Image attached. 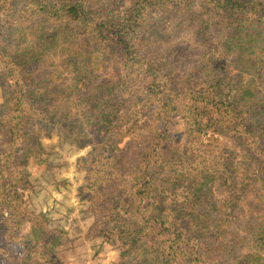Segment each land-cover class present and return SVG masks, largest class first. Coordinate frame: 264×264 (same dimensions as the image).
Here are the masks:
<instances>
[{
    "label": "trees",
    "instance_id": "obj_1",
    "mask_svg": "<svg viewBox=\"0 0 264 264\" xmlns=\"http://www.w3.org/2000/svg\"><path fill=\"white\" fill-rule=\"evenodd\" d=\"M187 2L212 11L201 43L209 26L218 33L240 21H264V0H119L100 12L89 10V0H0V219L23 249L22 260L9 264H56V253L64 252L58 245L69 233L59 221L54 225V213L40 202L49 185L69 187L57 176L67 164V139L71 152L90 146L73 162L84 175L76 189L93 219L77 234L122 245L115 264H229L237 226L249 219L264 245L263 91L244 69L229 74L232 67H223L220 57L242 39L211 48L210 67L195 69L184 85L171 73L172 60L161 66L142 51H150L140 42L152 11L168 14ZM174 16L165 25H175ZM27 21L56 35L29 33L22 27ZM259 52L258 76L264 42ZM52 53L59 55L53 66ZM181 58L175 56L177 63ZM66 62L83 75L79 88L68 84L66 91L58 84L57 66ZM172 131L183 136L181 144L171 141ZM222 136L247 138L249 152L240 167L209 153L207 143ZM218 193L229 210L217 205ZM145 199L149 213L142 209ZM254 206L258 215L232 226L252 215ZM236 264H264V257L252 253Z\"/></svg>",
    "mask_w": 264,
    "mask_h": 264
},
{
    "label": "rangeland",
    "instance_id": "obj_2",
    "mask_svg": "<svg viewBox=\"0 0 264 264\" xmlns=\"http://www.w3.org/2000/svg\"><path fill=\"white\" fill-rule=\"evenodd\" d=\"M117 1L119 0H89L88 6L89 10L93 12L110 11L112 5L115 6ZM184 5L185 6L178 8L177 11H173L168 14L164 13V15L162 9H154L152 11L147 18L149 24L146 26L147 20L143 24V28L145 26L146 28L142 31L144 39L140 42L141 44L143 43L142 47H146V49L147 45H149L148 49L150 51H146L145 49H142V51L150 57L156 59L158 64L161 66L165 63V61L169 59L172 60V64L169 67L172 70L171 73L173 74L176 71L180 84L184 85V81L187 76L190 79L196 75L193 72L195 69L210 67L212 64L210 53L211 48L221 45L224 41L230 42L232 40L238 41V39H242L241 42L239 41V45L235 43V46L230 52L220 55L225 62L223 67L231 66L232 68L229 72L231 75L241 69H244L246 75L254 76L258 80L259 85L255 86L257 89H262L263 91L259 96L262 98L261 100L263 102L262 105L260 103L261 108L264 109V70L260 72V76L263 77V79H260L261 77L258 76L259 70H257L261 67L258 61L260 57L259 54L261 52H259V49L262 47V43L264 42V21H240L237 24L230 25L222 30L220 29L218 33H215V29L212 26H209L208 32H206L210 34L209 38H206V42L201 43L200 41L203 40V36H205V23L210 21L212 11L205 3L194 4L192 2H187ZM174 14V18H176L175 25H165V22ZM34 23L35 22L27 21L22 27L29 33L41 31L44 36L46 35L51 39H53L56 35L47 25L43 28L41 25ZM15 27L16 26L13 27V30ZM253 35V40L248 39L244 41L245 38ZM65 39L66 38L59 42V47L67 42ZM13 43L18 46L16 41H13ZM177 43H182V47H180V45H176ZM180 55L182 58L177 63L175 56ZM57 57H59V55H54L52 53V56L49 58V61L54 60L52 66L54 64H58L56 60ZM95 59L96 58H93L94 61ZM237 59H241L243 64L245 63V66ZM60 65L61 67L59 65L57 66L59 73V79L57 80L58 84L60 83L64 90H66L64 87L68 84H72L74 87L79 88L81 79L78 80L77 77L81 76L82 78L83 75L78 74L75 67L69 62ZM261 65L264 67V63ZM93 67L97 68V64H94ZM49 68H51V65ZM88 69H91L88 71L89 73L97 72H91L93 68ZM104 69L105 67L101 66V70ZM187 73H189V75H187ZM247 77L240 81V85L247 80ZM91 83L92 81L87 84V89L90 88ZM97 83V80L94 81V85H97ZM83 87L85 86L83 85L82 88ZM248 97L250 99L253 98L252 96H245L244 98L248 99ZM258 117H263L262 124L264 126V112L259 113ZM179 134V132L172 131L170 134L171 141L176 144H181L183 142V136ZM181 134L184 135V133ZM213 140L215 142H209L206 145L210 154H216L219 158L233 163L236 167H240L244 163L249 152L247 138L243 136H237L234 138L222 136L214 137ZM47 141H49V138ZM70 142L71 141L67 139V141L64 142L65 144H62L65 149L64 155L67 160V164L63 165L61 172L57 170V176L60 178H66L67 185L69 187L56 190L55 187L49 185L50 190L47 192L46 198L40 202V204L44 207V210L48 209L54 213L52 215L53 220H55L54 225H58L60 223L59 227H62L69 233L67 239H65V236L62 235L63 242L58 245V249H63L64 252L56 253L58 259L56 264H115V262L119 260L121 251L124 249L122 245L115 242L106 243L102 238L98 237L94 239H87L85 238V232L77 234L78 229L83 230L89 227L93 223V219L91 215L86 213L87 207L85 200L80 198L78 190L76 189V187H78V185L83 181L84 175L81 174V172H78V166H75L73 162L82 155H87V149H89L90 146H87V148L83 150L78 149L71 152L69 150L73 149L72 146L74 144ZM52 143L54 144L55 149L59 151L58 138H55ZM31 170L34 173L39 174V172L34 170L33 167ZM64 178L62 179L64 180ZM260 196H264V190L260 193ZM217 197V205L223 208L221 210H229L230 206L227 201L223 200V195L218 193ZM38 201L39 200L34 202L38 203ZM36 203H33L32 205H36ZM142 209L145 213H149L152 209L151 202L145 199ZM240 211L243 213V210ZM256 211L260 213L258 206L253 207L252 215L250 213L244 214L242 217H238L237 219L231 221L232 226L236 221L241 223L250 217L253 218V214L258 215ZM251 224V220L249 219V221L242 226H237V229L240 232L239 239L236 243V249H233L234 258L232 261L228 260L229 264H236L237 258H243L244 256L252 253H257L264 257V245L259 244L260 242H258L257 239L258 230H253ZM79 226H81V228H78ZM187 232L188 234H191L190 236H193L194 234L193 229H189ZM77 235L78 238H76ZM22 237L25 240L27 239L25 235H22ZM153 237L154 234L152 233L147 239L148 243H151ZM66 240L70 241L67 242ZM21 247V243H16L14 239L10 240L8 238L6 235V225L2 219H0V264H9V262L13 259L22 260L21 254L23 253V249H21Z\"/></svg>",
    "mask_w": 264,
    "mask_h": 264
}]
</instances>
